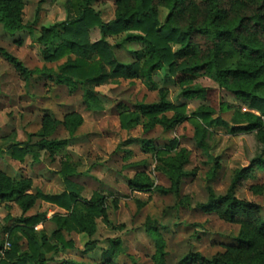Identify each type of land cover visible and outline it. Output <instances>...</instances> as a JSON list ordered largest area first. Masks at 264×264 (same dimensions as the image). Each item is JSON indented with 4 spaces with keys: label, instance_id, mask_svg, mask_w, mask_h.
<instances>
[{
    "label": "rangeland",
    "instance_id": "obj_1",
    "mask_svg": "<svg viewBox=\"0 0 264 264\" xmlns=\"http://www.w3.org/2000/svg\"><path fill=\"white\" fill-rule=\"evenodd\" d=\"M22 21L25 30L11 35L0 25V48L16 58L28 70L47 68L56 71L66 61L45 63L40 47L35 40L41 29L65 20L62 7L64 0H20ZM91 7L100 14L104 23L114 20L116 0H95ZM169 12L158 8L160 22H165ZM126 34L107 37L114 46L118 62L128 64L134 61L132 52L142 45L123 43ZM102 38L98 29L90 30L91 43ZM156 91H149L139 81L113 80L95 89L102 109L96 112L85 110L81 90L69 95L64 86L34 76L28 83L19 76L12 65L0 55V172L11 180H30L31 189L27 195L35 196L40 191L47 196L62 194L66 188L60 171L68 161L77 176L70 181L78 191V201L88 202L94 194L103 197L102 216L95 218L94 235L71 231L63 233L65 241L73 248L55 254L49 253L48 264H62L75 261L87 264H102V256L111 248L110 242L119 240L121 252L115 264H155L154 239L146 233V222L157 224V231L165 244V264H179L190 253L211 259L223 254L230 259H251L264 248V242L257 240L252 228L242 222L232 223L221 218L219 211H203L200 206L209 199V189L216 197L224 196L231 185L235 171L248 168L253 161L264 158V133L229 134L224 128H211L213 137L210 154L218 158L219 169L210 180L208 158L199 150L195 141V127L190 116L201 106L215 111L213 118H220L232 127L241 125L236 117V108L246 112L242 103L223 92L212 80L198 77L195 84L206 89L204 101L188 99L181 95L175 80L167 70L153 74ZM167 92V99L175 106H183L189 119L172 131L166 132L160 126L148 129V121L127 133L120 129V106L130 108L136 103H155L158 91ZM232 109L222 111L221 104ZM257 114V113H255ZM78 115L82 124L70 135L68 120ZM258 115V114H257ZM167 117H172L168 113ZM134 141L125 145L126 141ZM173 140L177 148L170 156L181 150L189 154L184 171L188 176L182 180L179 198L162 196L155 188L168 189L170 182L156 170L155 152L163 151ZM66 141L60 149L41 147V142ZM143 142H149L146 151ZM10 145L29 148L21 160L11 157ZM170 156H163L167 159ZM138 179L153 185L147 191H136L128 181ZM264 183V171L256 168L253 178L243 180L236 189V197L260 206V217L264 220V197L254 188ZM188 199L185 203L182 199ZM179 203H184L179 205ZM41 216L33 231L50 237L57 226L55 216H66L65 210L55 205L36 201L34 206L22 213L17 201L0 204V261L8 257L11 241L8 230L18 224L22 217ZM244 235L254 239L252 249L238 247L236 239ZM53 244V242H50ZM21 251H28L27 242H19Z\"/></svg>",
    "mask_w": 264,
    "mask_h": 264
},
{
    "label": "trees",
    "instance_id": "obj_2",
    "mask_svg": "<svg viewBox=\"0 0 264 264\" xmlns=\"http://www.w3.org/2000/svg\"><path fill=\"white\" fill-rule=\"evenodd\" d=\"M95 0H64L62 7L64 21L42 28L35 40L40 47L45 63L66 61L56 71L43 68L28 70L16 58L0 48V55L13 66L19 76L28 83L34 76L64 86L69 95L81 90L86 111L96 112L102 109L95 89L113 80L139 81L149 91H156L153 74L167 70L188 99L204 101L206 89L195 80L206 77L212 80L223 92L239 100L246 112L236 108V117L241 125L231 127L220 118H213L215 111L201 106L190 116L195 127L196 146L208 158L209 179L217 175L218 158L211 156V128L227 129L229 134L264 133V0H116L114 20L104 23L91 4ZM169 12L167 20L160 22L158 8ZM0 25L4 31L14 35L25 30L22 21L20 0H0ZM98 29L102 38L94 43L89 40L90 30ZM126 34L123 43L139 44L142 49L132 52L134 61L128 64L117 61L107 37ZM155 103H136L130 108L120 106L119 123L122 132L127 133L148 121V129L160 126L169 132L189 118L183 106H175L167 99V92L158 91ZM232 109L221 104V110ZM172 113V117H167ZM257 113V114H255ZM70 135L82 124L78 115L68 120ZM134 141H126L125 145ZM66 141L41 142V147L60 149ZM146 151H154L150 143L143 142ZM177 148L173 140L163 151L155 152L156 170L163 173L170 182L168 189L155 188L162 196L179 198L180 185L188 176L184 167L188 164L189 154L181 150L170 156ZM11 157L21 160L31 153L29 148L10 145ZM3 149L0 147V155ZM163 156H170L167 159ZM256 168L264 171V158L257 159L246 168L235 171L231 185L224 196L216 197L209 189V199L200 206L203 211H219L222 219L232 223L242 222L252 228L257 240L264 242V220L260 217V206L241 201L236 197L238 185L253 178ZM66 190L55 196H47L37 191L35 196L27 195L31 189L30 180H11L0 172V204L17 201L23 214H26L40 200L65 210L68 215L55 216L52 221L57 230L48 238L33 231L41 216L22 217L18 224L8 230L11 249L8 257L0 264H48L49 253L73 248L65 241L63 233L76 231L88 236L94 235L95 218L102 216L103 197L94 194L88 202L78 201L76 186L70 181L77 176L68 161L60 171ZM129 187L136 191H147L153 185L138 179L128 181ZM256 194L264 197V183L254 188ZM185 203L188 199H182ZM184 203H179V205ZM146 233L155 242V264H165V244L157 231V224L146 222ZM24 238L28 251H21L19 242ZM238 247L252 249L254 239L240 235L236 240ZM50 242H53L51 244ZM111 248L102 256V264H115V258L121 252L119 240L110 242ZM62 264H87L66 261ZM131 264H138L132 261ZM179 264H264V248L251 259H230L216 254L205 259L198 253L185 256Z\"/></svg>",
    "mask_w": 264,
    "mask_h": 264
}]
</instances>
